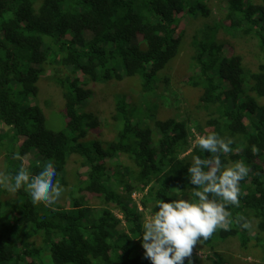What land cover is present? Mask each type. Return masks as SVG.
Listing matches in <instances>:
<instances>
[{"label": "trees", "instance_id": "obj_1", "mask_svg": "<svg viewBox=\"0 0 264 264\" xmlns=\"http://www.w3.org/2000/svg\"><path fill=\"white\" fill-rule=\"evenodd\" d=\"M208 1L0 0V173L14 183L22 164L36 174L52 161L64 189L62 202L45 206L0 185V264H152L145 213L160 200H198L188 168L210 154L193 129L233 139L222 162L243 161L250 172L239 207L226 206L230 230L199 241L192 264H264V0H220L223 17L188 37L189 23L212 12ZM220 28L253 39L255 51L220 40ZM181 58L176 71L186 64L188 76L178 82L198 88L181 117L137 112L122 89L108 116L91 108L94 85L113 89L130 77L140 102H164L174 88L168 73L157 76ZM41 78L60 92L61 129L47 123ZM241 215L250 229L236 222Z\"/></svg>", "mask_w": 264, "mask_h": 264}, {"label": "clouds", "instance_id": "obj_2", "mask_svg": "<svg viewBox=\"0 0 264 264\" xmlns=\"http://www.w3.org/2000/svg\"><path fill=\"white\" fill-rule=\"evenodd\" d=\"M192 131L195 135L193 143L210 154L207 159L194 157L188 168L190 183L195 186L191 189L198 200L184 197L171 202L160 200L157 202L158 211L144 218L142 247L145 258L152 264H184L186 258H189L188 264H192L190 258L199 241L209 239L217 229L230 230L232 214L226 206L239 207L240 182L250 172L243 161L231 165L222 162L221 155L232 151L233 139ZM251 151L256 154L259 149L253 145ZM13 158L23 160L19 153ZM56 176L52 161L44 163L36 174L27 171L22 164L13 177L14 183L0 173V185L11 193L25 188L34 204L50 206L64 190L58 181H54ZM236 222L244 229L252 227V222L242 215L236 218Z\"/></svg>", "mask_w": 264, "mask_h": 264}, {"label": "rangeland", "instance_id": "obj_3", "mask_svg": "<svg viewBox=\"0 0 264 264\" xmlns=\"http://www.w3.org/2000/svg\"><path fill=\"white\" fill-rule=\"evenodd\" d=\"M209 7L211 8L212 12L210 15L207 16V18H201L199 21H191L188 25V37L192 34L194 31V28H197L201 26L203 22H214L215 20L221 19L223 17L224 8L222 9L220 0H209ZM192 17V16H191ZM206 19L207 21H204ZM182 21V20H181ZM184 23V24H183ZM186 23L182 21L180 23V28L184 27L186 29ZM208 28L209 25H207ZM217 37L220 40L228 41L231 43L233 48H235L237 51L243 53L245 56L250 57L252 52L255 51V43L253 39H245L241 37H233L230 34L226 33V31L223 28H220L219 31H217ZM180 60H177L175 63H173V66L171 69H168V66L163 69L157 76L159 78L162 74L168 73V76H170V85L174 88L173 94H166L164 102H155L151 103V105H145L143 104L140 99V93L138 91L139 87L135 85V83L132 86H129V83L133 80L132 77L126 78L124 81L120 82L119 85H115L114 82H112L113 89H110L109 86L96 84L94 85L95 91H96V97L94 98L93 103L90 105L92 109H102L104 111V115L108 116L109 112H111L114 109V96L121 91H125L127 93V98L129 100V97L131 98V101H136L134 104L136 106H133L135 109L138 108L137 112L145 111L146 109H153V113H160V115L163 116H175V117H181L184 114V108L192 107L194 103L198 99V88H195L193 86H190L188 84H184V82H178L179 80H185L187 79V66L185 64L184 67H182L181 71H176L177 65ZM185 68V70H184ZM189 73V72H188ZM42 79V78H41ZM41 79L38 81V85L40 86V91H42V84L44 87V98L43 103L47 107L45 109L46 111L50 112L47 118V123L49 126H51L54 129H61L64 126V118L63 114L61 113L63 101L60 97V92L58 89L54 88V86L45 85V81L43 80V83L41 84ZM109 88V89H108ZM43 93V92H42ZM175 93V94H174ZM178 96L180 97H177ZM187 97V98H186ZM180 100L182 102L180 103ZM167 101V102H166ZM140 103V104H139ZM138 104V105H137ZM46 112V114L48 113ZM63 198H59L58 201H63ZM146 216H150L149 214L144 215V218ZM234 243H231L230 248L235 252ZM235 254V253H234ZM203 257V256H202ZM254 256H248L246 257V261H252Z\"/></svg>", "mask_w": 264, "mask_h": 264}]
</instances>
